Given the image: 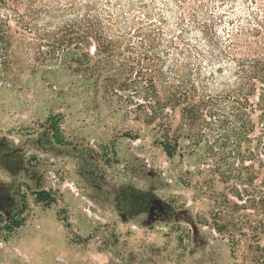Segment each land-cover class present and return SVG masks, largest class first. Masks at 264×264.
I'll list each match as a JSON object with an SVG mask.
<instances>
[{"label": "rangeland", "instance_id": "obj_1", "mask_svg": "<svg viewBox=\"0 0 264 264\" xmlns=\"http://www.w3.org/2000/svg\"><path fill=\"white\" fill-rule=\"evenodd\" d=\"M5 46L0 264H258L245 227L236 243L215 229L229 185L204 150L181 141L168 158L159 144L179 116H129L101 84L36 71L19 41Z\"/></svg>", "mask_w": 264, "mask_h": 264}, {"label": "trees", "instance_id": "obj_2", "mask_svg": "<svg viewBox=\"0 0 264 264\" xmlns=\"http://www.w3.org/2000/svg\"><path fill=\"white\" fill-rule=\"evenodd\" d=\"M0 40L129 116H179L163 151L204 150L229 185L216 231L245 227L264 264V0H0Z\"/></svg>", "mask_w": 264, "mask_h": 264}]
</instances>
